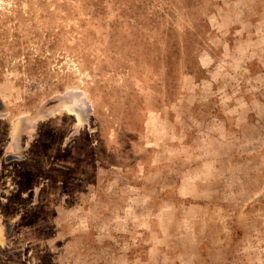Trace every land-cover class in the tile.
<instances>
[{
    "label": "rangeland",
    "instance_id": "obj_1",
    "mask_svg": "<svg viewBox=\"0 0 264 264\" xmlns=\"http://www.w3.org/2000/svg\"><path fill=\"white\" fill-rule=\"evenodd\" d=\"M0 264H264V0H0Z\"/></svg>",
    "mask_w": 264,
    "mask_h": 264
}]
</instances>
